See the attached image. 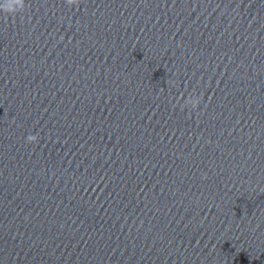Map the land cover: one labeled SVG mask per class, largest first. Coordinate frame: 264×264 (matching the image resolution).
Segmentation results:
<instances>
[{"label":"water","instance_id":"water-1","mask_svg":"<svg viewBox=\"0 0 264 264\" xmlns=\"http://www.w3.org/2000/svg\"><path fill=\"white\" fill-rule=\"evenodd\" d=\"M25 4L0 13V264H264V0Z\"/></svg>","mask_w":264,"mask_h":264},{"label":"clouds","instance_id":"clouds-1","mask_svg":"<svg viewBox=\"0 0 264 264\" xmlns=\"http://www.w3.org/2000/svg\"><path fill=\"white\" fill-rule=\"evenodd\" d=\"M65 3L68 7H78L81 4V0H65ZM26 10L25 0H7V2L0 7V13H3L5 18L11 16L16 17L17 15L23 14ZM169 86H174L171 81L168 82ZM183 99V97H181ZM201 103V97L190 94L187 99H184V102L180 104L181 111L188 109L189 111H194L198 108ZM175 107V105H174ZM38 137L37 135L29 134L26 137V143L28 144H37ZM264 191V190H262Z\"/></svg>","mask_w":264,"mask_h":264}]
</instances>
